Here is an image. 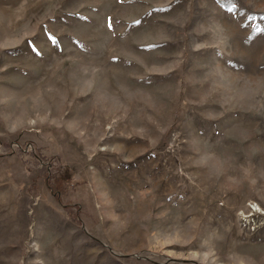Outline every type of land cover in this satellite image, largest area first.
<instances>
[{"label":"rangeland","instance_id":"1","mask_svg":"<svg viewBox=\"0 0 264 264\" xmlns=\"http://www.w3.org/2000/svg\"><path fill=\"white\" fill-rule=\"evenodd\" d=\"M0 264H264V0H0Z\"/></svg>","mask_w":264,"mask_h":264}]
</instances>
